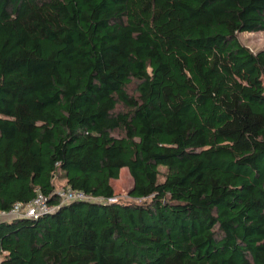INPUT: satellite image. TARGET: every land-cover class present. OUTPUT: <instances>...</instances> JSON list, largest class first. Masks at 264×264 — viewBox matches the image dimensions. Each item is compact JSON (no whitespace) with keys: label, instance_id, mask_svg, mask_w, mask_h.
<instances>
[{"label":"trees","instance_id":"1","mask_svg":"<svg viewBox=\"0 0 264 264\" xmlns=\"http://www.w3.org/2000/svg\"><path fill=\"white\" fill-rule=\"evenodd\" d=\"M263 30L264 0H0V212L52 207L0 219V264H264V47L238 37Z\"/></svg>","mask_w":264,"mask_h":264},{"label":"built area","instance_id":"2","mask_svg":"<svg viewBox=\"0 0 264 264\" xmlns=\"http://www.w3.org/2000/svg\"><path fill=\"white\" fill-rule=\"evenodd\" d=\"M55 192L58 194L62 201H70L74 199H89V196L85 195L81 191H72L70 189H64L62 186L56 188ZM115 198L110 199L114 201ZM52 210V207L48 205L45 196L38 195L30 203L25 206H21L16 203L14 207L8 212H0V216H16V217H31L36 218L42 213H46Z\"/></svg>","mask_w":264,"mask_h":264},{"label":"rangeland","instance_id":"3","mask_svg":"<svg viewBox=\"0 0 264 264\" xmlns=\"http://www.w3.org/2000/svg\"><path fill=\"white\" fill-rule=\"evenodd\" d=\"M239 40L249 47L252 51H257L264 47V30L254 32H243L238 34ZM62 183H57L61 187ZM112 185L115 191V199L120 201H130L128 190L132 186V178L126 167L122 168L119 173V178L112 180ZM9 216H0V219H7Z\"/></svg>","mask_w":264,"mask_h":264}]
</instances>
